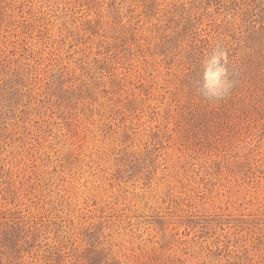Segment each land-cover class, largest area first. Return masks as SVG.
<instances>
[{
	"label": "rangeland",
	"instance_id": "1",
	"mask_svg": "<svg viewBox=\"0 0 264 264\" xmlns=\"http://www.w3.org/2000/svg\"><path fill=\"white\" fill-rule=\"evenodd\" d=\"M0 264H264V0H0Z\"/></svg>",
	"mask_w": 264,
	"mask_h": 264
},
{
	"label": "clouds",
	"instance_id": "2",
	"mask_svg": "<svg viewBox=\"0 0 264 264\" xmlns=\"http://www.w3.org/2000/svg\"><path fill=\"white\" fill-rule=\"evenodd\" d=\"M227 50L217 44L201 61L197 92L206 100H221L234 87L228 68Z\"/></svg>",
	"mask_w": 264,
	"mask_h": 264
}]
</instances>
